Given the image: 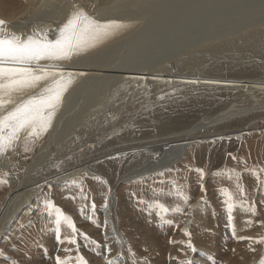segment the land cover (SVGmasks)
<instances>
[{"label":"rangeland","instance_id":"obj_1","mask_svg":"<svg viewBox=\"0 0 264 264\" xmlns=\"http://www.w3.org/2000/svg\"><path fill=\"white\" fill-rule=\"evenodd\" d=\"M53 1L57 6H59V2H63L64 0ZM84 1V10L89 13L90 10L93 12L95 8H98V6H108L109 2L112 0H105L104 2H102V0ZM184 1L186 3L185 7L192 6V8H194L188 10L185 8L181 10V12L178 13V16L172 20V23L175 22L174 25L170 24L169 28L168 26H165V28L162 29L164 32H161L162 30L160 31V28H158L159 30H156V25H154L148 33V35H152V38L149 39L150 41L146 38L145 44H141L131 55H137L136 57L138 58L141 55H147L149 46H154L153 53L157 54L159 49L156 48V45L159 44V38L161 37L165 39L168 31H175V28L178 26H180L183 30L180 33L177 32L176 35L173 33L174 35L170 37V41H177L174 43H168L165 41V43H187L199 35H204L203 30L205 31L206 28V31L215 29V26L208 24L207 26H191L187 29L190 22L197 20L195 16L203 10L204 5L201 2L202 0ZM0 3L4 4V12L6 13L1 14L3 19L4 17H6L5 19H9V14L12 12L5 10L7 8L6 5L14 3L23 5L24 0H0ZM189 10H195L196 13L188 17L186 15H189L187 14ZM25 21L20 20L19 22H23L22 24H24ZM230 21L231 20H229L227 24ZM183 22L189 23L184 26V24H182ZM217 22L218 20H214L213 24L217 26ZM34 23H36V21L33 23L28 22L26 23L27 25L24 24L29 28V30H25V32L30 31L34 26ZM37 24H42V22ZM20 27L21 26L18 24L17 30L22 31L23 29ZM127 29H132V31L130 33L126 32L125 30ZM138 32H140V29L128 26V28L126 27L124 29V32L117 33L114 37L100 44L97 48L103 47L104 45L114 44L117 41H121V39H124L125 37L133 38V41L139 45L141 43V34L143 32ZM205 43L207 42L205 41L200 45L198 44L197 47L192 45L179 51L178 54L172 57L165 54L161 60L158 61V63L156 62L157 55L153 58H147L146 61L138 60L142 61L139 62L137 68L143 67L144 70L140 72L143 75L134 76V73L129 74L130 77H127L124 81L120 80L118 83L120 85L116 88L111 87V95L108 98L106 97L107 99L101 103L100 109H103V112L104 109H108V111H105L106 114H111L109 120L106 119L105 116L97 113V108L96 110H91L88 113V109L80 111V105L73 106L74 112L72 113H74V115L70 119L64 120L63 126L65 128L61 129L63 132L59 144H63L69 140V136H72V138H79L82 134L83 137H80L81 140L85 139L87 135L83 133L85 130H82L81 124H84L83 122L85 121V117L93 114L97 115L93 117L94 119L88 120L84 125L87 126L91 133L96 132V135H98V133H100L101 136L103 133H105L106 136L110 135V137H104L105 142L110 141L111 145H109L106 149L103 148L101 153L95 154L94 156V159H97V164L102 168V170L99 171V167H97L101 175L95 174L94 176H79V178L75 177L76 179L70 178L62 182L54 183L51 187L47 185V182L50 181L53 176L64 175L65 171L79 165L77 161H75L77 160V154H75L77 150L82 149L83 151L81 152H84V155L89 160L90 155L88 154V145L82 144L76 151H74V153H72L73 155L70 157H64L63 159L53 163L51 165L52 169L50 167L49 171L44 172V170H42L44 164H47L46 160L48 158L44 159L45 162L41 161L42 163H40L43 166L37 169L38 172L39 170L43 171L41 172L42 175L30 179L29 182L25 183L26 185L22 186L21 191H18L19 189L17 187H12L9 182L12 169L6 170V166L11 163H19L20 166L18 171L22 173V175L18 174V176H23V180L24 176L26 177L27 173L30 172L28 171L27 166L34 161V158L37 156V152L41 147L42 141L44 142L45 139L49 137L48 134L51 132V129L42 137L43 140H37L34 145H31V151L25 152L24 143L21 142L16 148V150H18L17 153H9L5 158L0 159V178H5L9 182L7 184H0V187H3V185L7 187V191H4V193L0 195V206L9 191L14 190L13 192H15L17 189L16 192H22L23 196H25L28 194V191L29 193H32L33 191L37 192L43 189L40 193L41 195H37L33 199L32 203H30V205L27 206L21 214H19L18 220L13 225L12 230L5 234L0 241V250L5 252V257H0V264H12L13 260H15L17 264H56L55 257L57 255H59L61 259H71L73 264H75L74 258L77 255L75 246L68 244L58 245L56 243L53 222L46 216L44 211V202L47 199H53L57 206L62 208L66 214L73 217L80 231L86 233L89 237L100 243L101 247L97 249L83 240L79 241L81 245L79 252L85 256V258L89 261V264H107V259H116L118 257L119 242L112 239L113 237L107 235L109 237L107 244L111 246L112 251L111 255L106 258L104 254L105 232L108 233L109 227H107L106 230L102 227L105 215V209L103 207L104 199L107 195L109 200V197L113 192H115V195L117 196V210L114 217L124 235V255L127 257L128 264H133V257H131L128 253L129 247H131L132 251L135 253V264H179V262L184 259H194L195 264H214V262L215 264H238V262L239 264H261V262L264 261V244L255 242L264 238V184L260 182L264 181V122H260L264 119V115L262 118H257L255 117L256 115H254V118H252L255 120H251L252 118H249L248 120H245V122H241V119H232V121H230L231 123H228L229 125L224 131H237L240 130V127L243 125L247 128L246 124L249 122H260L257 127L252 129L253 133L247 134L242 140L233 137H230L231 139L228 137L226 138L223 136V133L225 132H222V135L219 132L214 133V136H212L213 131L203 129L205 127L208 128V126L211 128V121L219 113L226 110V108L227 110H231L234 106H243V101H245L242 96L245 92L239 93L240 91L238 90L225 89L219 91L217 96H214V91L212 90L211 92L213 93H210V96H207L205 91L208 90H205L204 82L210 80L203 79L206 76L202 71L192 72V74L183 73L181 67L187 66L189 63L194 66L199 60L191 58L189 61L187 60L189 63H184V66L181 65L182 61L187 59L188 56H192L197 53L203 54L202 51ZM160 45L163 46V44ZM262 54L264 55V53ZM209 55L213 56L212 53ZM136 57L133 60H135ZM210 58L212 59V57ZM103 61L110 60L105 59ZM256 61H264V59H258ZM69 63H71V61ZM131 63L132 62L128 64L130 65ZM178 63L179 67L177 68L176 65ZM129 65L126 64L124 66ZM219 65V70H224L225 75L228 74L226 76L227 81L222 82L229 83V81L232 80H250L254 83H250V88L248 90H252L251 92L259 94V87H257L259 84L256 82H264V72H262L264 71V67L254 73L248 72V76L247 74L244 76L227 73L225 63H220ZM158 66H161V69L159 72H155L159 69ZM99 67L102 69L103 65H99ZM148 73H150V75L160 74L161 76L145 77L148 76L146 75ZM253 74H255V76H253ZM166 75L169 76V78ZM112 76L117 75L113 74ZM242 76L244 78H242ZM262 77L263 79H261ZM141 80L144 81L142 82ZM192 80L199 81V83H185V81ZM95 81H99V79H95ZM184 87L192 88L195 91L186 93L188 91H185V89H183ZM73 88H75V86ZM235 91L238 92L235 94ZM224 94L229 95L225 96ZM219 95L224 96L219 97ZM257 96L260 99V102L263 103L264 99L262 98H264V96ZM190 99H194V101L186 102ZM229 100L232 102H228ZM215 101L216 103H212ZM86 102V100H83L82 105ZM160 102H163L165 106L162 107L163 104ZM195 103L197 105H195ZM224 103H226V105L222 107ZM117 108H120L121 111H116ZM139 108L143 109L138 110ZM123 111H125V113L121 115L120 113ZM76 112L78 113L76 114ZM190 114L193 115L194 118ZM59 115L60 113L57 114L52 127L56 126ZM160 116L161 118L159 119ZM100 117L103 119L105 118L103 120L105 123L104 126L97 125V118L99 119ZM191 117L193 119H191ZM141 121H143V123ZM184 122L186 124H184ZM170 125H174L176 127L175 130L164 128H167ZM157 126H159V129L161 130L156 132L153 130V127ZM101 127L104 129V132L99 129L102 133L98 130V128ZM106 128L107 131H105ZM109 129L111 131H109ZM183 132L187 134L189 133L190 136H187L191 139L201 141V144L195 146V148L192 149V152L190 151L187 153L186 159H184L183 162L172 166L168 170L157 171L144 177L135 179L134 177H131L132 179L130 180H128V178H124V180L120 179L122 173L133 162H136L139 158L142 159V150H140L141 147L143 148L144 145L151 144V141L154 143V141L158 139H160V143H168V141H170L172 144L174 143L173 145L181 144L183 141L180 140H183L186 137L183 136ZM192 132L194 136L192 135ZM96 135L94 133L93 136L95 137ZM211 136L214 137V139H222V142L219 141L216 145L213 144L210 146L206 140H209ZM204 137L206 139H203ZM203 140L205 141L203 142ZM184 142L186 143L188 141ZM74 143L76 142H71V146ZM106 144L104 146H107ZM124 145L128 147V149L124 148ZM125 154L127 157L121 161V157ZM233 157H235V159H233ZM141 159L139 160L140 164L138 167L144 165V162L146 161L145 159ZM35 163H37V161ZM36 165L38 166V164ZM197 169L203 170V180L200 179ZM34 172L35 170L33 173L30 172V177L33 176ZM235 172H239L241 175L239 184L241 188L244 189L246 196H242L236 189L237 180L234 175ZM4 173H7L8 175L5 177ZM257 174L259 175V179H257ZM96 176H99L102 180L107 181V184H103L94 179ZM81 180L83 181V187L88 197L87 200L80 198L78 186H74L73 184V181L79 182ZM174 183L178 184L183 192L189 195V206H185L176 196V193L173 191ZM201 184L206 188V193L201 191ZM109 188L111 189L110 193L108 192ZM224 191H230L234 197V208L231 213V223L229 222V209L227 198L223 194ZM137 198H139V203L137 202ZM92 201L95 202L94 213L88 207ZM202 201H204V203H202ZM156 203H163L169 210L166 212L161 211L159 208L155 207ZM193 204H195V206L191 207ZM252 206L255 207V212L249 211V208ZM177 207L184 208V214H179L176 211ZM190 211L192 214L191 216L189 214ZM189 218L191 220V226L187 231L191 233V242L197 249L195 254H193L189 249L183 247L180 243H187L188 241V237L184 235L185 230H183V228ZM93 220L95 223L92 222ZM181 227L182 230H180ZM233 228L235 229V234H233ZM68 235H70V231L66 227L63 228L62 236L67 237ZM242 237H252V240L241 239ZM176 240L182 241L176 242ZM65 248H71L72 251L65 252ZM237 255H241V257Z\"/></svg>","mask_w":264,"mask_h":264},{"label":"bare ground","instance_id":"obj_2","mask_svg":"<svg viewBox=\"0 0 264 264\" xmlns=\"http://www.w3.org/2000/svg\"><path fill=\"white\" fill-rule=\"evenodd\" d=\"M56 1H59V0H56ZM94 1H98V0H94ZM104 1L105 0H102V2H104ZM183 1L184 0H112L109 2L108 6H105V7L102 5L98 6V8L97 9L95 8V10L93 12H91V10H90L89 14L94 15L97 19H100L101 21L117 20V21H121V22L125 23L127 25V28L129 26L132 28L140 29V32H138V33L143 32L141 34V43L139 45H137V43L133 41V38H128V37L126 38L125 37L124 39H121V41H117L114 44L104 45L103 47L93 49V51H89L84 55H81L79 57L74 58L71 61V63L67 62L63 65L66 69L73 71L74 73H80L81 71L86 70L83 72V73H86V75L76 77L75 83L69 89V91L67 92V94L65 96V101H64V105H63L62 109L58 112V113H60V115L58 117V122H57L56 126L51 128V132L48 134L49 137L47 139H45L44 142L42 141L41 147H40L39 151L37 152V156L34 158V161L29 166H27L28 171L33 173V171L35 170L33 176L30 177V175H29L30 172H28L26 177L24 176V179L22 180L23 176H18V174L22 175V173H20L18 171V168L20 166L19 163H14V164L11 163L10 165L6 166V170L12 169L11 177L9 179V182L11 183L12 187H17L19 189L18 191H21L22 186L26 185L25 183L29 182L30 179L35 178L36 176L38 177L39 175H42L41 174V172H43L42 170H44V172L49 171L51 165L53 163L57 162L58 160H61L64 157H70L71 155H73L72 153H74V151H76L77 148L82 144L88 145V154L90 155L89 156L90 161L84 155V152H81V151H83L82 149L77 150V152L75 153V154H77V156H76L77 160H75V161H77V163L79 165L77 167H74L70 170L65 171L64 172L65 174L62 173L64 175L53 176L50 179V181H48V179H47V181H48L47 185L49 187H51L52 184H54V183L62 182L64 180H67L70 178L76 179L75 177L79 178V176H86L85 173H87V176H94L95 174H100L99 171H101L102 168L100 165L97 164V159H94V156H95V154L101 153L103 148L106 149L109 145H111V142L110 141L105 142V137H104V136H106L105 133H103L101 136L100 133H98V135H96V132H94L96 135L94 137L93 136L94 133L93 132L91 133V131L88 130L87 126L84 125L88 120L94 119L93 117H95L97 115L93 114V115H90L88 117H85V119H84L85 121L83 122L84 124H81L82 130L83 131L85 130L83 133L87 135L85 139L81 140L80 137H83V135L79 134L80 135L79 138L78 137L72 138V136H69L68 137L69 140H67L63 144L62 143L59 144L61 141L62 132H63L61 129L65 128L63 126L64 120L70 119L74 115V113H72V112H74L73 106L80 105L79 106L80 111L88 109V113L91 110H93V111L96 110V108H97V110H98L97 113L105 116L106 119L109 120L111 117V114L110 115L106 114L105 111H108V109H104V112H103V109H100L101 103H103L111 95V93H110V91L112 90L111 87L116 88L118 85H120V84H118L120 80L121 81L126 80L127 77H130L129 74H131V73H134V76L143 75L142 73H140L141 71L144 70L143 67L137 68L139 62L146 61L147 58H153L155 55H157L156 56V59H157L156 62L158 63V61L161 60V58L165 54H168L167 56L172 57V56L178 54V52L181 50H184V49H186L192 45H195L197 47L198 44L200 45V44L204 43L205 41L207 43H205L203 46V51H202L203 54L197 53V54H194L192 56H188L187 59H184L182 61L181 65L184 66V63H189L188 61L191 58L199 60L198 63H196L194 66L190 65V63H189L187 66L181 67V69L183 70V73H191L192 74V72L202 71L204 73V75L206 76L203 78L204 80L213 81L214 83L204 82L205 83L204 88H205V90H208V91H205V94L207 93V96H210V93H213V92H211L212 90L214 91V96H217L219 94V91H222L225 89L238 90V91H240L239 93L245 92V94L242 95L243 100H245V101H243V104H244L243 106H240V107L234 106L233 108H231V110H227V108H226V110L219 113L212 121L210 120L211 124H212L211 128L208 126V128L205 127L203 129L213 131L212 136H214V133L219 132L222 135V132H225V133H223V136L226 138L227 137L228 138L233 137V138H238L239 140H242L245 138V136L247 134H252L253 133L252 129L257 127L260 122H264V119H262L260 122L259 121H253V122H249L248 124H246L247 128L245 127V125H243L244 127L241 126L240 130H237V131H224L226 129V127L231 123L230 121H232V119H241L240 120L241 122H245V120H248L249 118H252V117L254 118V115H256L255 117H257V118H262V116L264 115V102L261 103L260 99L258 98L257 95L264 96V82H256L257 84H259L257 86V87H259L258 88L259 94H257L255 92H251L252 90L251 91L248 90L250 88V83H254L250 80H232V81H229V83L222 82V81H227L226 76L228 74L225 75L224 70L220 71L218 68V65L220 63H225V65H226L225 69L227 70V73L244 75V76L246 74L248 76V72L254 73L255 71H259V70L263 69L264 61H256V60L264 59V55L262 54V53H264V0H202L201 2L204 5L203 10H201L199 13L196 14L195 18L197 20L190 22L187 29L191 26H198V25L207 26V24L215 26L214 27L215 29L206 31V29H207L206 28L205 29L206 34H205V31L203 30L204 35H199V36L191 39V41H189L187 43H180V44H167V43H165V41H167L168 43H174L177 41V40L170 41V37L172 35H174L173 33H175V35H176L177 32L180 33L183 30L180 26H178L177 28H175V31L174 30L168 31L165 39L161 38V37L159 38V40H158L159 44L156 45V48L159 49V52H157V54L153 53V47L154 46H151V47L149 46L147 55H141L139 53L141 55L139 58L136 57L137 55H131L135 52V50L141 44H145L146 38H147V40L152 38L151 37L152 35H148V33L151 31V28L154 25H156V30H159L158 28H160V31L163 28H165V26H168V28H169L170 24L174 25L175 22L172 23V20L176 16H178V13L181 12V10H183L185 8H186V10L194 8V7L192 8V6L185 7L186 3H185V1L184 2ZM84 3H85L84 0H64L63 2H59V6H57L53 0H27L26 3L23 5H19L17 3L6 5L7 8L5 7L6 8L5 10L11 11L12 13L9 14V16H10L9 19H5L6 17H4V20L6 21V23L9 26L14 28L18 32H23V30L25 32V30H29V28L26 27L24 24H26L28 22L33 23L35 21H36V23H34V25H38L37 23L42 22V24H39V26L47 27V28H55L58 25L62 24L66 20L69 13L73 10L74 5H78L84 9ZM199 7H201V6H199ZM194 13H196L195 10H189L187 12V14H189V15H186V16L190 17L191 15H194ZM1 14H6L4 12V4H2V3H0V19L2 17ZM2 19H3V17H2ZM20 20H24V21L26 20L25 21L26 23L24 22V24H22L23 22L22 23L19 22ZM214 20L215 21L218 20L217 26L213 24ZM229 20H231V21L227 24V22ZM198 21H200V22H198ZM188 23L189 22H183L182 24H184V26H185ZM18 24L21 26L20 28L23 29L22 31L17 30ZM173 25H171V26H173ZM125 31L130 33L132 31V29L131 30L127 29ZM190 31H191V29H190ZM120 32H124V30H122ZM161 32H164V30H162ZM118 37H120V36H118ZM201 41H202V43H201ZM160 44H163V46H161ZM200 47H202V46H200ZM145 53H146V51H145ZM210 53H212L213 56L209 55ZM135 57H136V59L133 60ZM210 57H212V59ZM105 59L110 60V61H103ZM138 60H142V61H138ZM130 62H132V63L129 65L128 63H130ZM126 64L129 66H124ZM99 65H103V68L100 69ZM161 66H158L159 69L155 72H159L161 69ZM176 66L178 68L179 63ZM262 72H264V71H262ZM113 74H116L117 76H112ZM255 74H253V76H255ZM146 75H148V76H145V75L144 76L145 77L161 76L160 74L150 75V73H148ZM187 76H189V75H187ZM167 77L169 78V76H167ZM211 77H214V78H211ZM168 78H166V79H168ZM242 78H244V77L242 76ZM95 79H99V81H95ZM164 79H163V81L165 82ZM172 79L175 80L174 78H172ZM261 79H263V77ZM168 80H170V79H168ZM201 80H202V78H201ZM141 81L143 82L144 80H141ZM173 83H174V81H173ZM74 86H75V88H73ZM183 89H185V91L186 90L188 91L186 93L195 91L189 87H184ZM196 89H198V88H196ZM238 91H235V94ZM227 92H229V91H227ZM221 93H223V92H221ZM224 95H219V97L224 96ZM227 95H229V94H227ZM227 95H225V96H227ZM225 99H226V97H225ZM239 99H241V98H239ZM262 99H264V98H262ZM83 100H86L87 102L82 105ZM207 100H208V98H207ZM237 100H238V98H237ZM191 101H194V99H190L186 102H191ZM228 102H232V101L229 100ZM160 103L163 104L162 107L165 106L163 102H160ZM212 103H216V101L212 102ZM122 104H123V102H122ZM209 104H211V103H209ZM229 104H227V105H229ZM154 105H156V104H154ZM195 105H197V104L195 103ZM224 105H226V103H224L222 105V107ZM89 107H91L92 109ZM209 107H210V105H209ZM140 109H143V108H139L138 110H140ZM186 109H189V108H186ZM116 111L120 112L121 109L117 108ZM125 111H123L120 114L121 115L124 114ZM78 112H76V114ZM162 112H163V110H162ZM97 113H95V114H97ZM167 113H166V115H167ZM203 113H205V112H203ZM117 114H119V113H117ZM86 115H88V114H86ZM191 116L193 117V115H191ZM101 117L99 119L97 118L96 122H97V125H103L104 126L105 123L103 120L105 118L103 119ZM192 117H191V119L194 118V117L193 118ZM144 118H145V116H144ZM149 118H151V117H149ZM160 118H161V116L159 117V119ZM253 118L251 120H255ZM143 121H141V122L143 123ZM147 124H149V123H147ZM184 124H186V123L184 122ZM66 125H67V123H66ZM160 128H161V126H160ZM164 128L175 130L176 127L174 125H170L167 128L166 127H164ZM99 129L103 130V132H104L103 127L98 128V130ZM153 130H155L157 132V131H160L161 129H159V126H157V127H153ZM105 131H107V128L105 129ZM109 131H111V130L109 129ZM168 131H170V130H168ZM100 132L102 133V131H100ZM139 132H140V130H139ZM193 132H192V135H193ZM183 133H184L183 136H186L188 138L185 137V139H183V140L181 139L180 141H183L181 144L173 145L174 143L172 144L170 141H168V143H166V142L160 143V139H158V140H155L154 143H152V141H151V144L144 145L143 148L141 147L140 150H142V159L146 160L144 162V165L141 164L142 166L138 167V165L140 164L139 160L141 159V158H139L136 162H133L131 165L129 164L130 165L129 167L127 166L128 168L122 173L120 179L124 180V178H126V179L128 178V180H130V179H132L131 177H134V179L139 178V177H144L146 175L155 173L157 171L159 172L162 170H168L172 166L183 162L184 159H186L187 153L190 151L192 152V149H194L195 146L201 144V141L191 139L189 137L190 136L189 133L188 134L185 132H183ZM123 135H126V134H123ZM187 135H189V136H187ZM129 136H131V135H129ZM212 136L210 137L209 140H206V142H208L210 144V146L213 144L216 145L217 143H219V141L222 140V139H219V140L214 139V137H212ZM108 137H110V135ZM207 138H209V137H207ZM179 139H180V137H179ZM179 139H175V140H179ZM203 139H206V138L204 137ZM225 140H223V141H225ZM184 141H188V142L185 143ZM204 141L205 140H203V142ZM227 141H228V139H227ZM71 142H76L77 144L74 143L71 146ZM123 142H124V140H123ZM106 143H108V144H106ZM105 144L107 146H104ZM201 147H202V145H201ZM124 148L128 149V147H126L125 145H124ZM17 152H18V150L13 152V154L17 153ZM119 154H121V153H119ZM125 157H127L126 154L121 157L122 160L121 159H119V160L123 161L125 159ZM46 158H48L46 160L47 164H44V166H43L41 163ZM36 161H37V163H35ZM106 162H107V160H106ZM36 164H38V166ZM42 166H43V169L39 170V172H40L39 173L38 169ZM97 167H99V171H98ZM51 169H52V167H51ZM27 177H29V178H27ZM16 190H15V192H13L14 190L9 191L6 194L5 199L2 202V205L0 206V241L2 240V238L5 234H7L9 231L12 230L13 225L18 220L19 214H21L22 211L27 206H29L30 203H32L33 199L43 191V189H41L37 192L33 191L32 193H29V191H28V194L23 196L22 192L19 193V192H16ZM108 201H109L108 202L109 210L105 211V212L103 211L105 213L104 220H105V218H107L109 221V224H108L109 231H108L107 235L110 237H117V239L119 241H122V244L119 243V250H118V255H119V253L121 251H123V253H124L125 247H124V241H123L124 240L123 239V237H124L123 232H122L121 228L118 226V224L116 223V219L114 217L115 212L117 210V208H116L117 207V196L115 195V192H113L111 194ZM194 206H195V204H193L191 207H194ZM189 214H190V216L192 215L191 211L189 212ZM86 217H89V216H86ZM190 226H191V220L189 218V220L186 222L183 230H188L190 228ZM180 230H182V227ZM182 240H178V241H182ZM178 241L176 240V242H178ZM175 256H176V254H175ZM237 256L241 257V255H237ZM123 259L125 261V264H128L127 263V257L125 255H124ZM236 261H238V260H236ZM171 264H173V263H171ZM238 264H239V262H238Z\"/></svg>","mask_w":264,"mask_h":264},{"label":"snow or ice","instance_id":"obj_3","mask_svg":"<svg viewBox=\"0 0 264 264\" xmlns=\"http://www.w3.org/2000/svg\"><path fill=\"white\" fill-rule=\"evenodd\" d=\"M126 27L125 23L117 20L101 21L78 5H74L66 20L55 28L34 25L28 32H18L4 19H0V159L15 152L21 142L24 143L25 152L31 151V145L52 128L58 112L64 105L67 92L75 83L76 76L86 75L83 72L74 73L63 65L97 48ZM185 83L195 84L199 81L192 80ZM206 83L214 82L206 81ZM197 172L203 180V170L197 169ZM7 175L4 173L5 177ZM85 175L87 176V173ZM234 175L237 180V191L242 196H246L239 184L240 173L235 172ZM94 179L107 184V181L99 176ZM257 179H259L258 174ZM260 182L264 184V181ZM7 183V179L0 178V184ZM73 184L78 186L80 198L87 200L83 181H73ZM200 188L206 193L207 190L202 184ZM110 191L109 188L108 192ZM173 191L185 206L190 205L189 195L185 194L178 184H173ZM223 194L227 198L231 223L234 197L230 191H224ZM137 202H140L139 198ZM88 207L93 213L95 212L94 201ZM103 207L105 211L109 210L107 195ZM155 207L165 212L169 210L163 203H156ZM184 210L181 207L176 208L179 214H184ZM44 211L53 222L56 243L75 246L77 252L74 258L75 264H89L85 256L79 252L81 247L79 241L83 240L97 249L101 247L100 243L80 231L73 217L57 206L53 199L44 202ZM249 211L255 212V207H250ZM92 222L95 223L94 220ZM108 224L109 221L105 218L102 227L106 230ZM65 227L70 231L67 237L62 236V229ZM233 234H235L234 228ZM184 235L188 237V241L180 243L195 254L197 249L191 242V233L185 230ZM108 239L105 232L106 258L112 251L111 246L107 244ZM112 239L122 244L117 237ZM241 239L252 240V237ZM255 242L264 244V238ZM64 251L70 252L72 249L65 248ZM128 253L133 257L135 264V253L131 247L128 248ZM0 257H5L3 250H0ZM123 257L124 253L121 251L116 259H107V264H125ZM55 261L56 264H73L71 259H61L59 255L55 257ZM12 264L17 262L13 260ZM179 264H195V262L194 259H184ZM261 264H264V261Z\"/></svg>","mask_w":264,"mask_h":264},{"label":"crops","instance_id":"obj_4","mask_svg":"<svg viewBox=\"0 0 264 264\" xmlns=\"http://www.w3.org/2000/svg\"><path fill=\"white\" fill-rule=\"evenodd\" d=\"M27 0H24V4L26 3ZM7 187L3 185V187H0V195L4 193V191H7Z\"/></svg>","mask_w":264,"mask_h":264}]
</instances>
